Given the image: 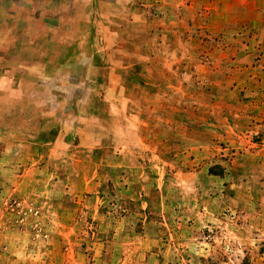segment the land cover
Here are the masks:
<instances>
[{"label":"rangeland","instance_id":"1","mask_svg":"<svg viewBox=\"0 0 264 264\" xmlns=\"http://www.w3.org/2000/svg\"><path fill=\"white\" fill-rule=\"evenodd\" d=\"M0 264H264V0H0Z\"/></svg>","mask_w":264,"mask_h":264}]
</instances>
